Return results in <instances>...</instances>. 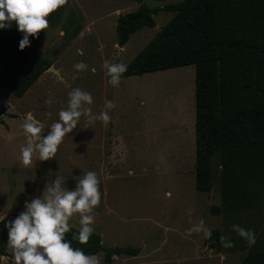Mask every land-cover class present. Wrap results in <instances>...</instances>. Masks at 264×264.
I'll use <instances>...</instances> for the list:
<instances>
[{
  "label": "rangeland",
  "instance_id": "1",
  "mask_svg": "<svg viewBox=\"0 0 264 264\" xmlns=\"http://www.w3.org/2000/svg\"><path fill=\"white\" fill-rule=\"evenodd\" d=\"M66 1L60 23L48 21L45 39L39 45L41 56L59 74L46 71L23 97L0 83V214H6L7 221L13 217L10 213L25 211V203L41 198L58 177L62 178L61 187L71 191L84 172L95 171L101 199L93 212V233L102 237L104 247L140 251L136 257L121 256L112 264H242L248 244L231 230L232 220L211 210L221 207L218 155L213 162V190L208 195L196 189L195 68L121 77L116 87L107 83L101 69L106 59L127 66L174 13L160 11L154 16L155 28L139 30L121 48L117 44L118 17L136 11V0ZM78 28L81 33L74 37ZM78 61L86 63L89 70L77 73L73 64ZM2 73L0 61V79ZM75 87L91 93L93 116L103 109L106 99L114 103L108 124L88 122L82 116L62 139L54 157L44 161L34 158L30 166L21 165L19 149L24 137L19 125L24 114L31 112L44 122L42 135H46L47 125L66 107L67 92ZM50 97L53 102L45 104ZM115 141L122 145L121 161L114 163L111 158L101 164L100 147L108 152ZM197 219L208 226V239L186 234L190 220ZM78 221L79 214L74 213L69 230H79ZM239 221L254 232L256 241L264 210L242 214ZM216 231L230 240L232 247H222L220 236H214ZM8 252L12 254L10 246L4 256ZM96 255L100 264H106L104 252ZM2 256L0 264L5 262Z\"/></svg>",
  "mask_w": 264,
  "mask_h": 264
},
{
  "label": "trees",
  "instance_id": "2",
  "mask_svg": "<svg viewBox=\"0 0 264 264\" xmlns=\"http://www.w3.org/2000/svg\"><path fill=\"white\" fill-rule=\"evenodd\" d=\"M139 8L118 17L117 44L124 47L143 28H155L160 11L173 18L127 65L121 77L145 75L182 67L195 68V173L196 189L214 187V158L220 164L221 207L212 213L240 224L239 216L264 210V0H188L164 9ZM66 3L47 17L58 25ZM80 33L78 28L73 36ZM46 30L29 46L18 48L15 25L0 30L1 86L23 97L51 63L39 53ZM256 241L246 246L242 264H264V222ZM78 230L65 233L71 246L86 255L104 252L138 256V248H110L92 233L85 245L73 240ZM218 238L220 232H214ZM213 241V240H212ZM0 237V246H1ZM248 247V248H247ZM6 246L1 247L4 255Z\"/></svg>",
  "mask_w": 264,
  "mask_h": 264
},
{
  "label": "clouds",
  "instance_id": "3",
  "mask_svg": "<svg viewBox=\"0 0 264 264\" xmlns=\"http://www.w3.org/2000/svg\"><path fill=\"white\" fill-rule=\"evenodd\" d=\"M66 0H0V30H6L15 25L21 33L18 48L23 50L30 44V37L36 36L48 28L50 13L63 6ZM77 73L88 69L83 61L73 64ZM103 74L107 83L113 87L119 85L121 75L127 70L122 62L103 60ZM95 72V69H90ZM50 98L45 104H51ZM93 102L92 95L79 87L67 92L66 107L57 112V119L47 125L46 135H42L45 124L35 118L31 112L24 114L19 130L24 137V143L19 149V163L25 167L32 164L33 159L41 161L55 156L62 139L78 123L80 118L87 117L88 122L97 120L105 125L110 121L109 111L115 105L111 100H105L103 109L98 115H91L89 107ZM99 179L95 171H86L78 180L75 190L61 187L62 178H57L41 198L25 203V211L20 213L10 223H6L7 244L12 249L11 264H100L96 254H85L80 248H73L65 233L69 232V219L74 213L79 214V230L72 239L81 245L88 243L94 232V209L100 203ZM192 209H187L189 216ZM5 219L0 216V221ZM186 229V234H201L204 239L210 237V230L203 219L194 222ZM231 230L251 246L255 243V235L251 229H245L239 224H232ZM222 247H232L231 241L220 236Z\"/></svg>",
  "mask_w": 264,
  "mask_h": 264
},
{
  "label": "crops",
  "instance_id": "4",
  "mask_svg": "<svg viewBox=\"0 0 264 264\" xmlns=\"http://www.w3.org/2000/svg\"><path fill=\"white\" fill-rule=\"evenodd\" d=\"M81 33V32H80ZM79 33V34H80ZM78 34V35H79ZM46 73V72H45ZM45 73H43V75L38 79V81H41V79L44 77V75H45ZM146 75V74H145ZM136 76H143V75H136ZM130 77H135V76H130ZM130 77H124V78H130ZM37 81V82H38ZM36 82V83H37ZM26 95V94H25ZM121 142H114V143H112V147H111V149L109 150L108 149V152H107V150L105 149V148H102V147H100V149H101V151H100V153H101V164H103L104 163V160H110L111 158H113V160H114V163H116V162H120L121 160V156L124 154V152L122 151V145L120 144ZM108 162V161H107ZM105 164V163H104ZM218 169H219V167H218ZM102 170H104V166L102 167ZM220 170V169H219ZM131 174H132V172H130ZM206 193V192H205ZM211 192H207V194L209 195ZM220 207V206H219ZM23 211H20V212H12V213H10V216H17V214L19 215L20 213H22ZM213 214V213H212ZM215 215V214H214ZM0 216H4L5 218H7V215L6 214H0ZM216 216H218V215H216ZM220 216V215H219ZM3 221H5V219L3 220ZM167 229V228H166ZM5 235H6V237H7V230L5 231ZM101 239H102V237H101ZM6 240H7V238H6ZM7 246V249H9V246L8 245H6ZM8 254H9V256H8ZM8 254H7V256H2V257H4V261L5 262H3V264H7L6 262L8 261V260H12V254H10V252H8ZM98 254V253H97ZM121 256H125V255H121ZM121 256H114L113 257V261H112V263L115 261V259H118L119 257H121ZM136 257V256H135ZM8 259V260H7ZM111 263V264H112Z\"/></svg>",
  "mask_w": 264,
  "mask_h": 264
},
{
  "label": "water",
  "instance_id": "5",
  "mask_svg": "<svg viewBox=\"0 0 264 264\" xmlns=\"http://www.w3.org/2000/svg\"><path fill=\"white\" fill-rule=\"evenodd\" d=\"M148 9L155 10V9H164L168 6H174V5H179L182 4L188 0H140ZM50 72H53L55 74H59V72L54 69L53 67H50L48 69ZM18 216V215H17ZM17 216H13L7 221H0V237H1V247L7 245V240H6V235L5 231L7 230L6 228V223H10L13 219H15ZM66 239V236H65ZM1 254V253H0ZM2 255V254H1Z\"/></svg>",
  "mask_w": 264,
  "mask_h": 264
}]
</instances>
